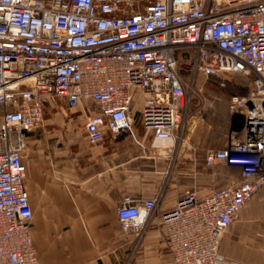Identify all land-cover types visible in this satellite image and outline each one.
<instances>
[{"label": "built area", "instance_id": "obj_1", "mask_svg": "<svg viewBox=\"0 0 264 264\" xmlns=\"http://www.w3.org/2000/svg\"><path fill=\"white\" fill-rule=\"evenodd\" d=\"M185 50L191 80L180 68ZM232 72L251 76V88L230 102L227 146L208 149L203 162L236 166L241 180L204 197L188 189L162 214L170 264H220L226 229L264 184V0H0V264H41L23 152L46 98L69 108L94 102L90 142L106 130L135 136L138 114L177 161L195 151V76ZM159 200L124 195L121 229L141 237Z\"/></svg>", "mask_w": 264, "mask_h": 264}, {"label": "crops", "instance_id": "obj_2", "mask_svg": "<svg viewBox=\"0 0 264 264\" xmlns=\"http://www.w3.org/2000/svg\"><path fill=\"white\" fill-rule=\"evenodd\" d=\"M51 106L55 115L44 118L46 130L28 132L23 152L41 264H170L162 214L188 189L204 197L228 177L241 180L238 167H206L205 155L196 150L174 161L138 114L135 136L127 129L106 130L101 141L90 142L85 122L98 112L94 102L69 108L58 97ZM126 194L160 198L141 237L120 227L117 207ZM220 253V264H264V184L226 229Z\"/></svg>", "mask_w": 264, "mask_h": 264}, {"label": "rangeland", "instance_id": "obj_3", "mask_svg": "<svg viewBox=\"0 0 264 264\" xmlns=\"http://www.w3.org/2000/svg\"><path fill=\"white\" fill-rule=\"evenodd\" d=\"M192 55V51L185 50L180 56L181 72L189 76L190 80ZM251 82V76L239 72L225 73L220 78H208L202 74L195 76L196 91H193L188 114L191 117V127H193L190 142L199 157L204 156L210 148L218 149L227 146L230 138V102L234 96L247 94L250 91ZM51 100L53 98L44 100V118L55 115ZM40 128L42 131L46 130L44 121ZM134 130L136 131L135 128ZM228 178L229 182L222 186L233 181V178Z\"/></svg>", "mask_w": 264, "mask_h": 264}]
</instances>
